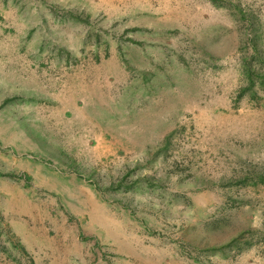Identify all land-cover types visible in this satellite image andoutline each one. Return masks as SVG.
Instances as JSON below:
<instances>
[{"label": "rangeland", "instance_id": "374dc122", "mask_svg": "<svg viewBox=\"0 0 264 264\" xmlns=\"http://www.w3.org/2000/svg\"><path fill=\"white\" fill-rule=\"evenodd\" d=\"M1 254L264 264V0H0Z\"/></svg>", "mask_w": 264, "mask_h": 264}, {"label": "crops", "instance_id": "0c3cea01", "mask_svg": "<svg viewBox=\"0 0 264 264\" xmlns=\"http://www.w3.org/2000/svg\"><path fill=\"white\" fill-rule=\"evenodd\" d=\"M18 228H19V231H18L19 236L20 237L23 236V240L21 241V244H23V247L25 248V250L27 252H30V250L34 247L31 243L30 235L34 232L40 238L41 232H43V231L41 229H37V227H35V226L31 227L27 224L18 225ZM21 230H22V232H21ZM27 235L29 236V238H27ZM24 256H26V255H24ZM0 259H5V260L9 259L10 264H17V255L16 254L9 255V256L1 254ZM50 260H51V262L49 264H65L64 263L65 258H61V261H60L59 258L53 257V259H50Z\"/></svg>", "mask_w": 264, "mask_h": 264}]
</instances>
